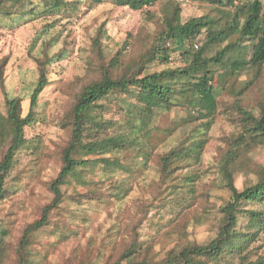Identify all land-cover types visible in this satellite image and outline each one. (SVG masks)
<instances>
[{"label":"rangeland","instance_id":"374dc122","mask_svg":"<svg viewBox=\"0 0 264 264\" xmlns=\"http://www.w3.org/2000/svg\"><path fill=\"white\" fill-rule=\"evenodd\" d=\"M80 1L76 10L0 17V56L8 61L5 89L23 99L25 114L39 78L38 59H54L49 67L50 83L40 95L38 121L29 129V137H40V142L37 149L27 147L18 153L9 183L20 190L0 201V224L9 228L11 243L9 256L2 264H20L17 250L23 230L26 224L42 215L44 206L53 198L49 182L61 170L62 149L71 136L69 126L62 122L76 92L96 75L94 66L100 58L95 40L99 36L107 58L129 46L130 50L125 53L133 57L151 45L160 30L162 12L172 10L180 2L161 0L153 6L134 9L117 0ZM180 5L184 20L199 15H221L215 6L203 0ZM205 37L206 34L202 35L197 44ZM246 51L243 57L250 55V49ZM214 53L215 50L210 55ZM162 67L155 64L152 68ZM212 67L220 108L208 132L209 142L194 163L200 174L199 199L184 217L174 220L173 212L153 204L161 154L185 138L194 125L202 126L207 121L198 118L196 113L198 120L183 127L181 120L188 112L180 108L157 113L150 127L141 125L140 132L132 133L127 147L108 154L107 168L98 165L83 170L85 181L75 180L63 187L67 193L65 201L51 211L50 224L35 232L27 245L29 264H102V258L112 260L134 242L140 251L148 249L156 257L159 253L163 256L177 244L176 232L185 227L191 238L201 244L217 236L216 222L211 218L229 199L220 158L229 147L227 138L241 131L240 117L231 108L236 96L233 87L239 88L244 81L254 80L242 103L255 110L264 101V65L259 71L242 70L238 81L229 79L221 64L213 63ZM5 89L0 84L3 113L7 110ZM134 98L135 91L120 97L110 95L101 102L105 117L122 120L126 113L135 116ZM12 136L11 128L0 134V158ZM76 157L81 158L82 153L79 151ZM251 157L256 163L254 168L264 166V143L257 146ZM249 171L239 174V187L244 186L245 179L256 181L257 175ZM80 192L85 196L76 197Z\"/></svg>","mask_w":264,"mask_h":264},{"label":"trees","instance_id":"16d2710c","mask_svg":"<svg viewBox=\"0 0 264 264\" xmlns=\"http://www.w3.org/2000/svg\"><path fill=\"white\" fill-rule=\"evenodd\" d=\"M117 1L142 9L161 0ZM179 1L177 7L162 12L160 30L144 52L131 57L125 53L130 50L129 46L107 58L99 36L95 40L100 58L94 66L96 75L76 92L65 122H62L69 126L71 136L62 149L61 170L49 182L53 198L44 206L38 219L26 224L17 250L20 264H29L26 254L32 236L50 224L51 211L65 201L67 193L63 187L75 180L85 181L83 170L98 165L107 168L108 154L127 147L132 133L140 132L141 125L150 127L155 115L161 111L187 110L188 116L181 120L183 127L194 124L198 118L207 121H203L202 126L194 125L185 138L161 154L160 178L154 187L153 204L173 212L174 220H178L199 199L200 174L194 163L201 158L209 142L208 132L220 108L212 64H221L229 79L234 81L239 80L242 70L259 71L264 65V2L203 0L215 6L221 15H199L184 20L180 4L190 0ZM80 2L0 0V17L36 16L69 8L76 10ZM204 34V41L197 44ZM195 45H198L197 48ZM248 48L250 55L243 57L242 53ZM214 50L215 53L210 55ZM53 62V58L38 59L39 78L25 114L23 99L5 89L8 61L0 56V84L5 89L7 108L6 113L0 111V134L8 128L13 130L11 143L0 158V201L20 190V187L9 183L18 153L27 147L37 149L40 142V137H29V129L38 121L40 95L50 83L49 67ZM155 64L163 67L153 69ZM253 83L251 79L244 81L239 88L233 87L236 96L231 108L240 117L241 131L227 138L229 147L220 158L221 174L229 199L211 218L216 222L217 236L209 243L201 244L191 238L185 227L176 232L177 244L163 256L159 253L156 257L148 249L140 251L134 242L112 260L102 258V264H264V166L254 168L256 163L251 157L257 146L264 143V101L255 110L242 103L243 96ZM131 91H135V116L124 111L126 115L122 120L106 118L101 102L112 94L120 97ZM79 151L81 158L76 157ZM248 171L254 172L257 179H245L241 188L237 178ZM84 194L74 195L82 197ZM9 237V228L0 224V264L9 256Z\"/></svg>","mask_w":264,"mask_h":264},{"label":"built area","instance_id":"2783aa9c","mask_svg":"<svg viewBox=\"0 0 264 264\" xmlns=\"http://www.w3.org/2000/svg\"><path fill=\"white\" fill-rule=\"evenodd\" d=\"M198 46V45H197Z\"/></svg>","mask_w":264,"mask_h":264}]
</instances>
